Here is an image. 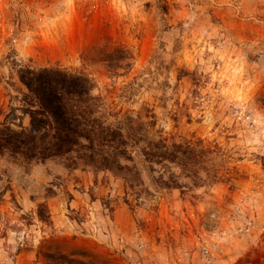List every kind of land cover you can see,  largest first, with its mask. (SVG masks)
I'll list each match as a JSON object with an SVG mask.
<instances>
[{
  "label": "rangeland",
  "instance_id": "obj_1",
  "mask_svg": "<svg viewBox=\"0 0 264 264\" xmlns=\"http://www.w3.org/2000/svg\"><path fill=\"white\" fill-rule=\"evenodd\" d=\"M116 48L134 61L111 73ZM24 65L83 71L124 132L146 123L103 169L0 154V264H264V0H0L16 128Z\"/></svg>",
  "mask_w": 264,
  "mask_h": 264
},
{
  "label": "trees",
  "instance_id": "obj_2",
  "mask_svg": "<svg viewBox=\"0 0 264 264\" xmlns=\"http://www.w3.org/2000/svg\"><path fill=\"white\" fill-rule=\"evenodd\" d=\"M133 61L129 49L116 48L107 53L106 65L116 73L132 67ZM19 77L27 88L24 112L30 115V124L16 128L10 121H0V154L9 151L29 160L62 157L75 167L79 160H85L103 169L125 154L128 136L142 138L146 123L142 116H128L129 129L124 132L122 124L110 120L112 112L105 98L95 93L94 78L83 71L24 65L19 68ZM156 153L173 160L178 157L169 148L156 149Z\"/></svg>",
  "mask_w": 264,
  "mask_h": 264
},
{
  "label": "built area",
  "instance_id": "obj_3",
  "mask_svg": "<svg viewBox=\"0 0 264 264\" xmlns=\"http://www.w3.org/2000/svg\"><path fill=\"white\" fill-rule=\"evenodd\" d=\"M209 252V248L206 246L203 248V254H205V257H206V262H207V253ZM205 264V263H204Z\"/></svg>",
  "mask_w": 264,
  "mask_h": 264
}]
</instances>
